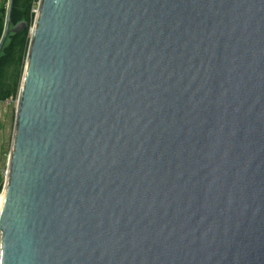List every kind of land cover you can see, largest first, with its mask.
<instances>
[{
    "label": "water",
    "instance_id": "obj_1",
    "mask_svg": "<svg viewBox=\"0 0 264 264\" xmlns=\"http://www.w3.org/2000/svg\"><path fill=\"white\" fill-rule=\"evenodd\" d=\"M0 195V264H264V0H41Z\"/></svg>",
    "mask_w": 264,
    "mask_h": 264
},
{
    "label": "rangeland",
    "instance_id": "obj_2",
    "mask_svg": "<svg viewBox=\"0 0 264 264\" xmlns=\"http://www.w3.org/2000/svg\"><path fill=\"white\" fill-rule=\"evenodd\" d=\"M41 0H24L21 6V10L24 12V6L27 5V8L29 7L30 15L32 17V9L34 6L39 5ZM6 17V14L4 18ZM27 22L28 29V35L30 37L31 41V31L34 26L33 24V17H32V23L29 24L26 14L23 15V18L21 22ZM30 41L29 46L27 48V52L25 55V59L23 62H14L10 63L4 68V72L2 74L1 80H0V92H6L8 88L13 89V86L18 87V94L15 97H9L5 100H0L1 107H0V123L1 126L4 127L7 131V136L3 141L1 140V133H0V183H1V191L2 193L4 186H2L3 181L5 180L6 171L9 166L10 161V155L12 152V145L14 140V132H15V121L17 116V109H18V103H19V94L24 78V73L27 65V58H28V52L30 48Z\"/></svg>",
    "mask_w": 264,
    "mask_h": 264
},
{
    "label": "trees",
    "instance_id": "obj_3",
    "mask_svg": "<svg viewBox=\"0 0 264 264\" xmlns=\"http://www.w3.org/2000/svg\"><path fill=\"white\" fill-rule=\"evenodd\" d=\"M24 0H15V8L13 13V25H17L21 22L23 15L26 14L29 24L32 23V17L30 15L29 7L24 6V12L21 10V6ZM6 20L1 21L0 23V40L3 36L5 30ZM30 37L28 35V29L23 32L15 35H11L1 56H0V80L4 72L5 66L14 62H23L29 46ZM1 90V89H0ZM18 87L13 86V89L8 88L6 92H0V100H5L9 97L17 96ZM1 191V188H0Z\"/></svg>",
    "mask_w": 264,
    "mask_h": 264
},
{
    "label": "built area",
    "instance_id": "obj_4",
    "mask_svg": "<svg viewBox=\"0 0 264 264\" xmlns=\"http://www.w3.org/2000/svg\"><path fill=\"white\" fill-rule=\"evenodd\" d=\"M9 7V0H0V23L3 20V17L5 16V14H7V10ZM39 9H40V4L37 6H34L32 9V17H33V24L35 23V20L37 18V15L39 13ZM4 20H6V17L4 18ZM1 101H0V105H1ZM8 174H9V166L8 169L6 171V175H5V180L3 181L2 186H6L7 181H8ZM1 186V183H0Z\"/></svg>",
    "mask_w": 264,
    "mask_h": 264
},
{
    "label": "crops",
    "instance_id": "obj_5",
    "mask_svg": "<svg viewBox=\"0 0 264 264\" xmlns=\"http://www.w3.org/2000/svg\"><path fill=\"white\" fill-rule=\"evenodd\" d=\"M0 107H1V105H0ZM0 133H1V140L3 141V138L5 139L7 136V131H6V129H4V127L1 126V123H0ZM0 150H1V146H0Z\"/></svg>",
    "mask_w": 264,
    "mask_h": 264
},
{
    "label": "bare ground",
    "instance_id": "obj_6",
    "mask_svg": "<svg viewBox=\"0 0 264 264\" xmlns=\"http://www.w3.org/2000/svg\"><path fill=\"white\" fill-rule=\"evenodd\" d=\"M2 200H3V196L0 195V207H1V204H2Z\"/></svg>",
    "mask_w": 264,
    "mask_h": 264
}]
</instances>
